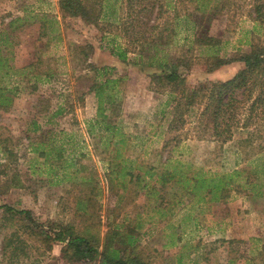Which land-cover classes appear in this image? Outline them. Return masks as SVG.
<instances>
[{"label":"rangeland","instance_id":"obj_1","mask_svg":"<svg viewBox=\"0 0 264 264\" xmlns=\"http://www.w3.org/2000/svg\"><path fill=\"white\" fill-rule=\"evenodd\" d=\"M58 1L0 0V48L10 66L0 70V85L11 88L9 108L0 109V169L8 165L0 174V264L67 260V241L75 236L93 247L95 264H105L104 256L126 264H227L229 238H257L249 243L256 254L264 244V176L256 174L245 185L242 172L240 192L218 201L209 186L196 189L194 183L225 181L234 169H259L264 125L254 130L250 149L239 145V133L224 144L213 140L199 124L201 106L185 111L183 123L172 122L168 94L149 88L157 69L139 62L137 51L117 59L99 45L95 27L79 17L65 23ZM119 3L103 0V18L112 21ZM254 26L264 48V26L244 8L234 19L201 18L196 29L223 40L220 56L238 57L249 50ZM184 34L190 33L179 32L166 47L170 57L180 51ZM192 54L196 61L181 69L189 88L226 80L243 65L233 61L212 69L198 47ZM89 66L110 70L95 76ZM107 77L119 78L102 89L104 115L97 116L91 87ZM106 124L115 132L104 130ZM167 170L174 179L163 183ZM5 206L30 210L31 218L10 215Z\"/></svg>","mask_w":264,"mask_h":264},{"label":"trees","instance_id":"obj_2","mask_svg":"<svg viewBox=\"0 0 264 264\" xmlns=\"http://www.w3.org/2000/svg\"><path fill=\"white\" fill-rule=\"evenodd\" d=\"M58 3L65 23H70L73 17H79L85 26L95 27L100 33L99 45L107 46L117 59L126 61L130 53L134 54L137 51L139 62H145L148 67L157 69V72L149 75V88L168 94L166 103L173 104L175 113L172 122L180 119L183 123V113L190 107L198 105L201 106L199 124L203 123L204 129L210 132L213 140L224 144L239 133L241 136L239 145L254 148V130L264 125V48L256 35V26L250 31L251 37L246 41L249 50L238 57L220 56L218 51L223 40L214 35L201 34L196 28L201 18L224 14L227 18L234 19L243 8L257 26H264V0H120L119 12L112 21L103 18V0H59ZM182 21L184 25L181 24ZM183 30L190 34H184L179 41L182 44L178 45L180 51L170 57L165 51L166 47L172 44L176 35ZM87 45L91 47L90 44ZM195 47L200 49V54L205 57V62L212 69L233 61H240L243 65L226 80L209 81L205 85H194L189 88L181 69L188 71L196 61L192 54ZM144 51H148V54L144 55ZM89 67L91 70L94 69L95 76H102L110 70L108 66ZM9 68L0 48V70ZM118 78L107 77L93 83L91 89L97 98V116L104 115L102 89L112 88L113 86L109 85L117 82ZM35 89L36 85L33 86V90ZM9 91L11 88L0 85L2 110H7L10 106ZM112 97L110 93L109 98ZM108 102L112 103L113 99ZM115 129L116 127L110 124H106L104 128L113 133ZM112 142L110 140V143ZM3 151L6 152V157L7 153H10L8 149ZM7 167L8 165L4 164L0 174L6 173ZM127 172L126 174L132 178V172ZM242 172H245L243 177L245 185H249L256 174L264 176V163L259 165V169H234L222 182H216L212 178L210 183L205 178L197 179L194 183L195 188L209 186L208 192L212 200L226 199L231 195L230 192H240L238 178ZM173 179L174 173L171 170L163 172L160 178L163 183ZM5 209L11 213L10 215L17 212L23 215L24 219L31 218L30 210H16L9 206H5ZM57 238L62 240L61 234ZM256 240L258 239L253 237L225 239L229 255L227 264L240 261L243 264H264V244L258 248L256 254H252V244L249 246L251 241ZM6 247L9 245H5V250ZM67 247L71 250V255L66 261L77 262L93 257V247L84 237L68 238ZM15 249V247L11 249L13 256ZM103 256L101 254V257ZM104 261L105 264H126L123 259L113 256H104ZM129 262L148 264L135 259H130Z\"/></svg>","mask_w":264,"mask_h":264},{"label":"built area","instance_id":"obj_3","mask_svg":"<svg viewBox=\"0 0 264 264\" xmlns=\"http://www.w3.org/2000/svg\"><path fill=\"white\" fill-rule=\"evenodd\" d=\"M54 264H95V263L92 259L87 257V258H84V259L77 261V262L61 260V261L54 263Z\"/></svg>","mask_w":264,"mask_h":264}]
</instances>
